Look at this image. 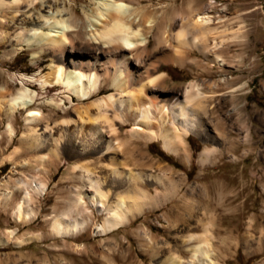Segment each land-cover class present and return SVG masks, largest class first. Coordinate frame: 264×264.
<instances>
[{"label": "rangeland", "instance_id": "rangeland-1", "mask_svg": "<svg viewBox=\"0 0 264 264\" xmlns=\"http://www.w3.org/2000/svg\"><path fill=\"white\" fill-rule=\"evenodd\" d=\"M192 1L196 10L213 11L216 22L221 19L219 25L226 24L230 29H237L240 24L235 21L242 19L247 38L231 47L227 52L229 66L222 68L209 64L199 50H192L183 66L166 63L169 49H156L155 33L150 35L151 54L145 58L144 66L156 65L157 70L152 72L155 77L168 74L166 80L154 84L161 106L170 103L174 92L182 97L194 81L213 78L228 82L220 89L226 96L209 102L210 119L220 130L218 138L208 140L191 134L178 146V152L166 149L160 138H134L138 125L123 116L125 106L116 104L107 109L118 134L111 132L102 119L97 121L101 133L94 137L89 133V123L82 128L76 122L78 107L118 94L111 82L86 101L68 97L70 94L62 86L42 87L39 80L50 74L52 64L61 62L60 57L40 53L38 46L30 47L20 38L37 27L43 20L41 15L57 10L75 20L79 29L89 32L84 10L92 0H40L37 8H22L15 20L14 10L0 8V35L3 32V37L6 33L10 36L7 43L0 42V237L7 241L0 245V264H170L167 259L171 256L181 264H208L203 257L193 258L194 247L200 243L202 249H210L215 264H264V0H143L133 6L145 11L153 25L162 24L169 32H177ZM148 26L149 23L142 24L144 33L149 32ZM102 47L104 60L108 61L114 54L100 43H76L68 47L66 55L94 62ZM25 76L35 81L24 80ZM23 81L29 93L37 97L29 109L13 113L10 100L23 88ZM239 87L242 88L236 97H231L229 91ZM52 100L62 104L60 109L50 105ZM33 109H39L43 117L29 123L26 117ZM90 112L97 114L95 108ZM65 120L72 121L67 124ZM32 128L39 135L38 141L30 137ZM109 141L115 146L122 144V149L105 150ZM95 142L100 148L87 155ZM207 149L212 153L204 163L202 153ZM113 163L127 169L124 176L127 171L143 175L155 205L146 207L119 231L101 235L96 228L104 223L106 213L91 206L94 192L83 172L74 168L89 165L97 171L93 176L96 180L110 176ZM113 176L108 180L124 178ZM169 179L179 184L173 191L166 184ZM36 183L45 184L47 190L42 194L33 191L30 185ZM106 188L115 190L110 185ZM28 190L32 193L29 205L36 216L20 223L15 211ZM5 192H11L9 199L2 197ZM79 193L95 213L90 226L71 238L54 236L53 219L66 212ZM117 198L111 201L117 202ZM12 230L17 232L15 238ZM30 236L41 239L20 245Z\"/></svg>", "mask_w": 264, "mask_h": 264}, {"label": "bare ground", "instance_id": "bare-ground-1", "mask_svg": "<svg viewBox=\"0 0 264 264\" xmlns=\"http://www.w3.org/2000/svg\"><path fill=\"white\" fill-rule=\"evenodd\" d=\"M37 1L40 0H0V8L14 10L15 15L12 20H15L17 18L16 14L21 13L22 8L30 6L37 8ZM142 1L92 0L90 7L84 10L89 22V32L79 29L77 22L70 17L65 18L62 11L57 10L56 13L53 11L51 14L48 11V15H41L43 20L36 25L37 27L27 31L24 38H20L18 35L17 39L20 38L21 42L30 47L38 46L37 48L41 50L40 53H54L60 57L61 62L52 64L50 74L39 80L44 89L62 86L65 88L64 92L70 94L68 97L75 96L80 101H86L100 93L105 83H113L118 94H108L87 106H80L76 110L78 116L76 122L81 123L82 128L85 123H89V133L93 137L101 133V128L97 124V121L101 119L108 123L111 132L117 133L114 120L108 115L107 110L114 108L117 104L120 107H126L123 111V116L127 120L137 122L138 127L135 129L134 138L138 137L146 141L160 138L163 140L165 148L169 151L178 152V146L183 145L185 139L191 134L206 137L208 140L218 138L217 132H220V130L218 125L210 119L211 105L209 102L216 97L226 96L220 89L228 82L226 80H214L213 78L194 81L186 87L182 97L179 92H174L170 103L166 106H161L158 101L159 96L156 93L158 88L156 89L155 86L157 83L166 80L168 74L164 72L155 77L152 72L157 70V66H144L145 58L151 54L150 35L155 33L156 49H169V54L164 58L166 63L183 66L189 60L191 51L199 50L204 54L209 64L225 68L229 66L227 52L231 51V47L236 46V44H242L246 41V26L242 24V19L235 21L240 24L237 29H235V26L234 29H230V27H225L226 24L219 25L222 20L219 19L216 22V15L213 14V11L200 12L195 9L192 1L187 9V15L184 13L182 15L184 21L181 29L177 32H169L162 24L153 25L154 21L145 15V11L133 6L134 2L140 4ZM41 2L44 3L43 0ZM211 3L213 4L215 1ZM49 8L51 10V6ZM52 20L54 21L50 22ZM141 23H149V32H143ZM47 24H49L48 27L46 26ZM44 30L48 31L45 32ZM9 40L10 36L6 33L3 37L2 32L0 42L7 43ZM76 43L82 45L100 43L102 46L105 45L106 47L104 48L112 51L114 55L107 59L108 61H105L103 57L105 51L102 47L99 54L97 53L98 55L94 56V62L91 59L87 61L70 59L66 52H68L69 46H73ZM205 71L210 72L208 69H205ZM23 78L30 82L35 81V79L28 76ZM23 84L24 86L18 95L13 96L10 100V111L13 113L17 112V110L29 109L34 105V98L37 97V94L29 93L28 84L24 81ZM240 88L242 87L229 91L231 97H236L235 93ZM50 105L56 109H60L62 106L60 102L55 100H52ZM92 108L97 110V114H91ZM120 115L118 114L117 116L121 117ZM158 115H161L159 119H157ZM166 115H168L169 120ZM41 117H43V113L39 109H33L29 111L26 119L29 123H33ZM71 121L65 120V123L70 124ZM49 125L46 128H49ZM30 130L33 134L30 137L34 141H38L39 135H36L37 131L34 128ZM140 131H143L144 134ZM97 144L99 142L91 144L93 145L92 149L86 154H95L100 148V146H96ZM107 144L109 145L105 150L107 149L108 151L117 152L123 147L122 144L115 146L111 141ZM211 153L212 151L208 149L202 153V161L204 163L209 161ZM114 163L111 166L112 172L110 176H101L102 178L99 176L96 180H94L95 177L93 178V176L97 175V171L89 165H77L74 168V170L83 172L84 175L82 176L89 181L88 185L94 192L90 196L91 206L100 212L106 213L104 223L97 225L96 228L101 235H109L119 231L135 217L142 214L146 207L151 208L155 205L150 200L152 190L144 182V176L134 174L132 171L128 174L127 171L126 176H124L127 169L124 167L120 168ZM112 175L115 177L124 176V178L123 180L116 178L108 180L112 178ZM99 179H104L103 184H101ZM173 179H169L166 183L169 184L171 189H175L179 185ZM160 180L163 181L164 179L160 178ZM105 183L107 187L109 185L113 186L115 190L107 189L104 186ZM30 187L33 191L40 194L47 190V186L43 183H36L32 186L30 185ZM10 194L11 192H5L2 197L9 199ZM83 196L82 193H79L78 198L70 204L66 212L55 216L52 224L54 236L71 238L90 226L91 219L95 213L87 207V201H85ZM114 196H118L117 200L115 199L117 202L111 201ZM31 201L32 193L28 190L15 211L18 222L26 223L36 216V212L29 205ZM78 215L80 217H75ZM10 233L15 238L17 232L12 230ZM36 239H41V237L30 236L22 240L20 245L30 244ZM5 242H7L6 239L0 237V245ZM202 247L201 243L194 247L193 258L200 260L203 257L204 262L215 264L210 258V249H202ZM167 260L170 264H181L176 257L171 256ZM189 264H194V262L192 261Z\"/></svg>", "mask_w": 264, "mask_h": 264}]
</instances>
